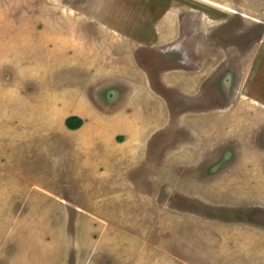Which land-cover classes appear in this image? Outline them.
<instances>
[{"label": "rangeland", "instance_id": "1", "mask_svg": "<svg viewBox=\"0 0 264 264\" xmlns=\"http://www.w3.org/2000/svg\"><path fill=\"white\" fill-rule=\"evenodd\" d=\"M263 125L264 0H0V264H264Z\"/></svg>", "mask_w": 264, "mask_h": 264}, {"label": "crops", "instance_id": "2", "mask_svg": "<svg viewBox=\"0 0 264 264\" xmlns=\"http://www.w3.org/2000/svg\"><path fill=\"white\" fill-rule=\"evenodd\" d=\"M8 9H9V6L7 7ZM19 13H21V12H19ZM1 14H2V12H1ZM8 15H10L11 17H13V18H9V19H15V17H16V14L14 13V10L11 12V13H9L8 12ZM7 15V16H8ZM26 15V16H25ZM45 15L46 14H42V13H39V12H34L33 13V16L32 15H28V14H25V12H24V17L26 18V21H24V20H22L21 19V23H19V20L20 19H18V21H13L9 26H7L6 25V27H7V31H10V27L11 26H22V25H24L25 27H27L28 26V28L27 29H25V28H23L24 30H25V32H27V31H31L32 29H34V28H38L39 30H44V31H42L44 34H49V32H50V30H51V27H46V28H42V29H40L39 28V26L36 24V21L37 20H41L42 21V18L44 19V20H46V17H45ZM88 19H95V20H97V17L94 15V16H90V17H88ZM58 21H60V19H57ZM23 23V24H22ZM101 23V22H100ZM54 30H55V32H50V34L49 35H51V36H53V35H55V34H57L58 36H57V40H56V42L57 43H61V47L63 48L64 47V45H66L67 43H69L70 41L69 40H64V39H62V37H67L68 35H70V34H65L64 33V31H65V28H62L61 27V29H60V27H58V26H56V27H54ZM72 30V29H71ZM68 31H70V30H68ZM70 33V32H69ZM72 34H78L79 35V33H81L80 31H77V32H71ZM39 34V33H38ZM82 34H83V36H84V40L86 41V40H88V37L86 38V36H89V35H87V34H85V33H83L82 32ZM61 36V37H60ZM60 37V38H59ZM51 39V37H49V40ZM82 39V38H81ZM80 38H78V37H75L74 39H73V48H75L74 46H77L76 47V50L75 51H77V52H75L74 54H73V56H70V57H68V60L67 61H69V63L71 64V65H75V64H77V63H80V62H82V63H86L85 65H83L84 67H88L89 65H88V63H90L91 64V58H92V56H91V54L89 55V57L87 58V59H84L83 58V55L84 54H86V53H88V51H89V49H88V47H86V45L83 43V45L80 43V41L79 40H81ZM93 41H95V38L93 39ZM71 42H72V40H71ZM81 51V53L79 54V52ZM86 52V53H85ZM90 53V52H89ZM63 59H61V60H58L57 61V63L56 64H59V62L60 63H63V62H66V60H65V58L64 57H62ZM82 60V61H81ZM94 61V60H93ZM53 65V64H52ZM58 66V65H57ZM56 66V67H57ZM69 77V76H68ZM67 77V78H68ZM72 78H74V75H71V78L70 79H72ZM86 81V80H85ZM126 81H127V83L128 84H132L131 83V81H128L127 79H126ZM89 84V83H88ZM134 84H137V83H135L134 82ZM64 86H65V88H64V92H62V94L59 96V92H58V90H56V94H54V99L57 101L58 99H56L57 97H60L59 98V100H60V102H68L71 106H73V99H74V97H71L72 96V94H75V97H79V98H81L82 96H83V90H79L73 83H67V84H64ZM62 89V88H61ZM133 90V89H132ZM63 91V90H62ZM65 98H66V100H65ZM75 107H76V109H75ZM74 108L73 107H71V109H74V111L72 112V113H70L69 115H73V116H78V117H81L83 120H84V118H85V116H91V118H93L92 116H93V114L94 113H92L91 112V109L90 108H88L89 110L87 111L86 110V108L87 107H92V104H90V105H85V107H81V106H75ZM79 108H82V110L83 111H78L77 109H79ZM70 109V110H71ZM85 110V111H84ZM96 113H98V112H96ZM99 114V113H98ZM90 118V119H91ZM90 123V122H89ZM86 125V121L85 122H83V125L80 127V128H78V129H76V130H74V131H81V130H83V128H84V126ZM98 130V129H97ZM15 135L13 136L14 138H18L19 137V135H17V130H14V132H13ZM98 133L100 134V132H99V130H98ZM69 135H71V134H69ZM21 136V135H20ZM87 140H90L89 138H87ZM100 140V139H99ZM89 142H91V141H89ZM84 145V144H83ZM56 150H60V151H63L62 150V147H59V149L57 148ZM54 153V152H53ZM63 154H66V152L64 151V153ZM123 165V163L120 165V170H121V173H123V171H122V166ZM110 218V217H109ZM62 262V261H61Z\"/></svg>", "mask_w": 264, "mask_h": 264}, {"label": "trees", "instance_id": "3", "mask_svg": "<svg viewBox=\"0 0 264 264\" xmlns=\"http://www.w3.org/2000/svg\"><path fill=\"white\" fill-rule=\"evenodd\" d=\"M65 123L70 129H78L83 125V119L78 116H70Z\"/></svg>", "mask_w": 264, "mask_h": 264}, {"label": "bare ground", "instance_id": "4", "mask_svg": "<svg viewBox=\"0 0 264 264\" xmlns=\"http://www.w3.org/2000/svg\"><path fill=\"white\" fill-rule=\"evenodd\" d=\"M77 6V5H76ZM136 140V139H135ZM136 142V141H135Z\"/></svg>", "mask_w": 264, "mask_h": 264}, {"label": "flooded vegetation", "instance_id": "5", "mask_svg": "<svg viewBox=\"0 0 264 264\" xmlns=\"http://www.w3.org/2000/svg\"><path fill=\"white\" fill-rule=\"evenodd\" d=\"M242 37V36H241ZM264 126V125H263Z\"/></svg>", "mask_w": 264, "mask_h": 264}]
</instances>
